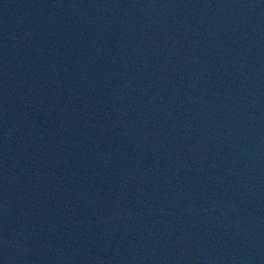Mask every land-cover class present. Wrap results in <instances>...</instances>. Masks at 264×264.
I'll list each match as a JSON object with an SVG mask.
<instances>
[{"label": "water", "instance_id": "1", "mask_svg": "<svg viewBox=\"0 0 264 264\" xmlns=\"http://www.w3.org/2000/svg\"><path fill=\"white\" fill-rule=\"evenodd\" d=\"M0 264H264V0H0Z\"/></svg>", "mask_w": 264, "mask_h": 264}]
</instances>
